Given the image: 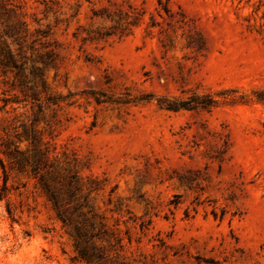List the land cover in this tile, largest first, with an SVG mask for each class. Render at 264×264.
Returning a JSON list of instances; mask_svg holds the SVG:
<instances>
[{"label": "rangeland", "instance_id": "rangeland-1", "mask_svg": "<svg viewBox=\"0 0 264 264\" xmlns=\"http://www.w3.org/2000/svg\"><path fill=\"white\" fill-rule=\"evenodd\" d=\"M0 264H264V0H0Z\"/></svg>", "mask_w": 264, "mask_h": 264}, {"label": "trees", "instance_id": "trees-1", "mask_svg": "<svg viewBox=\"0 0 264 264\" xmlns=\"http://www.w3.org/2000/svg\"><path fill=\"white\" fill-rule=\"evenodd\" d=\"M195 107H201V108H207L208 107V104L206 102V100H202V101H198L197 99L195 98H189L188 100H184V101H180V102H167L166 104H164V108L166 110H169V111H177V110H180V109H192V108H195ZM50 197L54 203L55 206H57V199H56V196L50 192ZM64 221V220H63ZM83 255V257H85V252L82 251L81 253Z\"/></svg>", "mask_w": 264, "mask_h": 264}]
</instances>
